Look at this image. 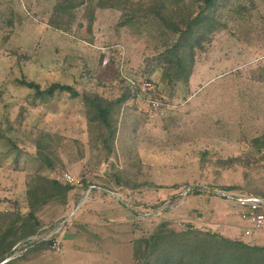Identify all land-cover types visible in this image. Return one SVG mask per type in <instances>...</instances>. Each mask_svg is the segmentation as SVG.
<instances>
[{
	"label": "rangeland",
	"instance_id": "rangeland-1",
	"mask_svg": "<svg viewBox=\"0 0 264 264\" xmlns=\"http://www.w3.org/2000/svg\"><path fill=\"white\" fill-rule=\"evenodd\" d=\"M64 1L0 0V212L18 202L28 211L35 174L63 181L70 173L84 186L68 208L42 215L40 236H54L60 250L53 245L21 264H138L134 241L160 224L181 231L205 227L204 217L220 230L227 210L240 208L231 197L195 194L194 186H235L230 196L264 193V0L220 3V24L196 51L188 83L163 82L162 39L153 28L120 25L122 11L103 0H73L83 4L62 14ZM168 1L197 9L195 0ZM103 49H116L139 83L151 80L162 107L140 89L138 102H130L137 107L121 109L111 154L89 125L83 97L109 100L119 92L101 63ZM23 78L42 88L69 84L80 95L39 98L19 84ZM46 134L61 138L53 140L57 152L46 148L53 168L37 158L38 141L51 146ZM242 235L264 244V228Z\"/></svg>",
	"mask_w": 264,
	"mask_h": 264
},
{
	"label": "trees",
	"instance_id": "trees-1",
	"mask_svg": "<svg viewBox=\"0 0 264 264\" xmlns=\"http://www.w3.org/2000/svg\"><path fill=\"white\" fill-rule=\"evenodd\" d=\"M222 1L224 0H195L197 9L193 12L178 7L182 2L168 0H103L101 5L122 11L124 19L120 25L138 23V26L141 24L148 25V29L153 28V34H158L162 39L163 50L158 55L157 66L162 68L163 82L167 80L169 83H188L193 73L196 51L203 45L207 35L220 24L221 17L217 14V8ZM82 4L83 1L65 0L57 10L63 14ZM54 26L61 28L57 21ZM115 50L109 52V60L104 65V70L113 72L111 81L119 92L109 100L101 95L97 98L90 97L89 94L83 96L89 107V125H96L99 129L96 139L110 154L113 152L118 132L121 109L126 106L137 107L130 102H138L141 89L139 84L129 85L121 76V56ZM102 57L101 63L105 54ZM147 75L150 76L148 73ZM18 82L33 89L39 98L53 97L56 92H67L72 97L80 95L73 86L60 82H54L47 88L24 78ZM46 135L50 137L51 146L38 141L37 158L53 168L55 163L47 154L46 148L53 153L54 150L57 152L59 144L56 139L61 138L53 134ZM54 138L56 139L53 142ZM82 187L84 186L64 179L62 181L41 174L32 176L26 198L28 211L22 212L18 202L15 210L0 212V264L26 263L33 255L51 248L56 242L54 236L47 240L40 236L45 227L42 215L48 208L55 209V212L60 207L68 208L72 195L76 190H82ZM193 188L195 194L209 192L213 196L226 197V190L236 189L235 186ZM183 193L181 190L163 204H169L174 197ZM254 195L264 197V193ZM164 226L165 223H162L149 236H141L134 241L133 257L138 264H264V244L231 238L208 227L196 228L190 224L184 230L173 231L166 230ZM17 251L20 254L15 256Z\"/></svg>",
	"mask_w": 264,
	"mask_h": 264
},
{
	"label": "built area",
	"instance_id": "built-area-1",
	"mask_svg": "<svg viewBox=\"0 0 264 264\" xmlns=\"http://www.w3.org/2000/svg\"><path fill=\"white\" fill-rule=\"evenodd\" d=\"M105 53L104 65L107 64L109 60V52L106 49H103ZM124 61V59H123ZM121 59L120 65V74L126 80L129 85H140L142 92L150 97V104L154 108L162 109L160 100L153 98L152 95L156 93V86L151 80H142L140 83L133 77L126 73L124 62ZM63 179L72 184L81 185L82 179L76 178L70 173H64ZM90 188L87 189V194L89 193ZM227 196L237 200L240 208L242 210V217L250 222V226L245 230L246 235L252 234L254 229L264 228V197L257 196L254 194H240L238 196H230L227 193ZM57 250H60L58 244H54Z\"/></svg>",
	"mask_w": 264,
	"mask_h": 264
},
{
	"label": "crops",
	"instance_id": "crops-1",
	"mask_svg": "<svg viewBox=\"0 0 264 264\" xmlns=\"http://www.w3.org/2000/svg\"><path fill=\"white\" fill-rule=\"evenodd\" d=\"M212 209L210 211H208V212L211 213V215L213 217V212L212 211H214V210H212ZM227 215H228L227 216L228 217V220L225 221V222H223V223L222 222L219 223V225L221 226V228H220V230L217 229L216 231H219V232L223 233L224 235L229 236L231 238H242V239H244L246 241H251V242L259 243L256 238L253 239V240H247L245 237H243L242 234H245V230L250 226V222L242 217V210H241V208H237L236 209V212L234 211V213H232L231 211L227 210ZM238 216L240 218H242L244 222H246V225H244L242 222H241L242 223L241 225H240V223H238V219H239ZM203 219H204V217H203ZM203 219L201 221L204 222L203 224H206V225H204L205 227H210L211 229L215 230L216 227L218 226L217 225L215 227L213 225L214 223H212V220H209L210 218L207 219V220H203ZM229 219H231V220H229ZM208 225H210V226H208ZM261 244H263V243H261Z\"/></svg>",
	"mask_w": 264,
	"mask_h": 264
}]
</instances>
